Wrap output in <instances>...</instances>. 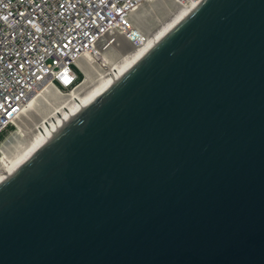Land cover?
<instances>
[{"label":"water","instance_id":"water-1","mask_svg":"<svg viewBox=\"0 0 264 264\" xmlns=\"http://www.w3.org/2000/svg\"><path fill=\"white\" fill-rule=\"evenodd\" d=\"M0 264H264V0H201L21 155Z\"/></svg>","mask_w":264,"mask_h":264},{"label":"built area","instance_id":"built-area-1","mask_svg":"<svg viewBox=\"0 0 264 264\" xmlns=\"http://www.w3.org/2000/svg\"><path fill=\"white\" fill-rule=\"evenodd\" d=\"M147 1L0 0V136L42 86L76 88L83 74L79 63L93 59L100 39H130L132 17Z\"/></svg>","mask_w":264,"mask_h":264},{"label":"bare ground","instance_id":"bare-ground-1","mask_svg":"<svg viewBox=\"0 0 264 264\" xmlns=\"http://www.w3.org/2000/svg\"><path fill=\"white\" fill-rule=\"evenodd\" d=\"M196 7L192 0L145 2L132 17L135 33L130 39L119 34L102 38L94 46L93 59L80 61L85 79L76 88L63 94L51 84L42 86L15 121L18 129L0 145V176L21 155L102 97Z\"/></svg>","mask_w":264,"mask_h":264},{"label":"rangeland","instance_id":"rangeland-1","mask_svg":"<svg viewBox=\"0 0 264 264\" xmlns=\"http://www.w3.org/2000/svg\"><path fill=\"white\" fill-rule=\"evenodd\" d=\"M85 79V74L83 72L82 76H81V81H83ZM68 91H63V94H67ZM69 93V92H68ZM18 129L17 124H15L14 126L9 127L6 131L3 132V134H1L0 136V145H2V143L11 136V134H13L16 130Z\"/></svg>","mask_w":264,"mask_h":264}]
</instances>
